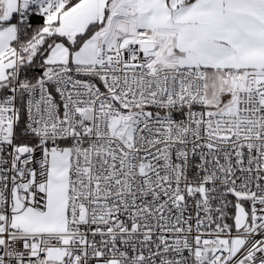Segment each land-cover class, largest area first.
Segmentation results:
<instances>
[{"label":"snow or ice","instance_id":"6c2138e0","mask_svg":"<svg viewBox=\"0 0 264 264\" xmlns=\"http://www.w3.org/2000/svg\"><path fill=\"white\" fill-rule=\"evenodd\" d=\"M0 264H264V0H0Z\"/></svg>","mask_w":264,"mask_h":264}]
</instances>
